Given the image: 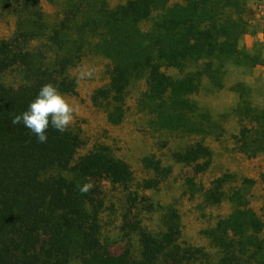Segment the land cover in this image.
<instances>
[{"label": "trees", "instance_id": "obj_1", "mask_svg": "<svg viewBox=\"0 0 264 264\" xmlns=\"http://www.w3.org/2000/svg\"><path fill=\"white\" fill-rule=\"evenodd\" d=\"M47 1L58 7L54 23L40 0H0V17L15 18L12 35L0 40V264H264V218L250 207L247 193L225 189L230 175L212 181L203 195L213 205L227 198L231 212L202 231L209 249L193 246L181 241L173 206L161 210V231L143 225L141 214L155 207L142 191L170 174L153 156L143 159L153 176L136 185L129 165L109 147L97 145L80 155L84 141L76 130L50 127L47 142L38 143L22 123H11L45 83L74 94L71 70L93 50L109 61L108 82L91 96L108 123L122 122L128 89L133 80H143L140 102H150L161 128L194 132L190 121L200 109L190 96L204 80L221 88L224 64L241 54L238 43L248 30L253 0H184L172 6L169 0H128L113 8L108 0ZM148 20L151 27L144 30ZM169 68L179 77L168 75ZM202 111L205 134L221 136L222 126ZM232 113L240 123L232 137L237 150L248 157L264 153V107L240 96ZM171 156L198 173L211 161L201 142ZM89 180L93 188L81 195L77 186ZM106 184L119 194L124 246L117 252L104 235Z\"/></svg>", "mask_w": 264, "mask_h": 264}, {"label": "rangeland", "instance_id": "obj_2", "mask_svg": "<svg viewBox=\"0 0 264 264\" xmlns=\"http://www.w3.org/2000/svg\"><path fill=\"white\" fill-rule=\"evenodd\" d=\"M126 1L128 0H108V3L113 8ZM183 1L169 0V6L181 4ZM40 4L49 23L59 20L57 6L47 0H40ZM249 6L252 15L248 30L238 43L241 54L224 64L221 88L204 80L200 90L190 96L194 107L200 109L190 121L191 126L196 129L194 132L161 128L150 102H140L145 90L143 80L132 81L122 122L119 125L108 123L105 113L94 107L91 96L96 89L108 82L109 61L93 50L88 51L80 64L71 70V75L76 79V91L74 94H66L70 102L79 105V112L69 128L78 131L84 141L80 155L88 153L97 145L109 147L116 157L129 165L136 185L153 176L151 170L145 167L144 158L153 156L154 163L159 161L162 167L170 168V174L161 178L155 188L142 191L155 207L152 212L141 214L143 225L152 232L161 231V210L163 207L173 206L180 216L181 241L207 249L208 240L202 231L213 226L217 219L228 215L232 210V204L227 198L218 205L205 201L203 193L215 179L230 175L225 189L239 188L247 193L250 207L264 218V153L248 157L237 150L232 138L240 127L238 116L232 113L240 96L255 107H264V0H253ZM151 22L148 20L141 27L148 30ZM14 27L13 16H1L0 40L9 38ZM82 68H94V76L79 80ZM165 72L173 78L179 77V72L174 68L166 69ZM6 81H10V77ZM239 84L242 86H238ZM203 109L222 126L221 136L205 134L207 123L202 118ZM185 121L186 119L183 123ZM193 142L204 143L211 152L210 165L201 173L194 166L175 163L171 156L172 152ZM243 179H251L254 184H244ZM105 188L108 194L104 235L110 241L112 250L117 252L124 246L119 240L121 221L116 210L119 206V194L112 191L108 184ZM134 248L138 250L135 241Z\"/></svg>", "mask_w": 264, "mask_h": 264}, {"label": "clouds", "instance_id": "obj_3", "mask_svg": "<svg viewBox=\"0 0 264 264\" xmlns=\"http://www.w3.org/2000/svg\"><path fill=\"white\" fill-rule=\"evenodd\" d=\"M94 68H82L78 79H91L94 76ZM79 112V105L70 102L69 97L61 93L53 83L42 85L36 97L29 103L28 108L19 115H13V125L23 124L37 138L38 143H46L49 128L63 133L74 122ZM93 183L78 185L77 190L81 195H87L93 188Z\"/></svg>", "mask_w": 264, "mask_h": 264}]
</instances>
